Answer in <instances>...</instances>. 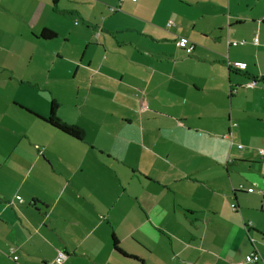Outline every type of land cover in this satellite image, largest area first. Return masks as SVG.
<instances>
[{
	"label": "crops",
	"instance_id": "0c3cea01",
	"mask_svg": "<svg viewBox=\"0 0 264 264\" xmlns=\"http://www.w3.org/2000/svg\"><path fill=\"white\" fill-rule=\"evenodd\" d=\"M260 151L264 0H0V264H264Z\"/></svg>",
	"mask_w": 264,
	"mask_h": 264
},
{
	"label": "trees",
	"instance_id": "16d2710c",
	"mask_svg": "<svg viewBox=\"0 0 264 264\" xmlns=\"http://www.w3.org/2000/svg\"><path fill=\"white\" fill-rule=\"evenodd\" d=\"M120 2V1H119ZM121 3V2H120ZM114 12V11H113ZM56 37V34L53 33L50 30L44 29L40 35V38L45 40V41H49V40H53ZM57 108L58 105L55 102H52L51 104V108H50V112H49V116L47 118H42L40 116L35 115L37 118L41 119L42 121H44L45 123H47L49 126H51L52 128L56 129L57 131L61 132L62 134L73 138L75 140L78 141H83L84 139V135L85 132L83 129L74 126V125H68L64 122H62L57 116ZM31 113V112H30ZM112 244H113V249L116 253H118L119 255H121L124 258H130V259H134L137 260L136 257L133 256H129L128 254L124 253L120 248H119V242L116 238L113 237L112 239ZM255 254H257L255 252ZM258 255V254H257ZM260 257V256H259Z\"/></svg>",
	"mask_w": 264,
	"mask_h": 264
},
{
	"label": "built area",
	"instance_id": "2783aa9c",
	"mask_svg": "<svg viewBox=\"0 0 264 264\" xmlns=\"http://www.w3.org/2000/svg\"><path fill=\"white\" fill-rule=\"evenodd\" d=\"M120 2H123L124 0H119ZM136 1V0H135ZM116 9H111V11L113 12V11H115ZM173 26V23L172 22H169L168 24H167V27L168 28H170V27H172ZM253 43L254 44H257V38L255 37V39L253 40ZM179 45H180V43H179ZM237 44L236 43H234L233 44V46H236ZM192 51H193V46H190L189 48H187V50H186V53L188 54V55H190L191 53H192ZM230 66H231V64H230ZM235 69H239V68H241V67H243L242 65H240V66H238V65H236V64H234V65H232ZM256 86V82L255 81H250L247 85H246V88H254ZM238 148L239 149H242V146H238ZM260 155H264V152L263 151H260ZM231 208L235 211L236 209H237V207H236V205L235 204H233L232 206H231ZM249 226H251V224H249ZM259 255H257V254H255V253H253V254H251L250 255V257L247 259V260H245V261H243V262H238V263H236V264H255L258 260H259ZM15 260H16V258H14ZM67 259V254L65 253V252H58V254H57V258L55 259V264H62V263H64V261Z\"/></svg>",
	"mask_w": 264,
	"mask_h": 264
},
{
	"label": "rangeland",
	"instance_id": "374dc122",
	"mask_svg": "<svg viewBox=\"0 0 264 264\" xmlns=\"http://www.w3.org/2000/svg\"><path fill=\"white\" fill-rule=\"evenodd\" d=\"M242 146H243V145H242ZM243 147H244V146H243ZM147 161H149V159H147ZM156 162H157V161H156ZM144 169H145L146 171H148V170H149V168H148V167H147V168H145V167H144ZM159 169H160V167L158 166V167H156V168H155V171H158Z\"/></svg>",
	"mask_w": 264,
	"mask_h": 264
}]
</instances>
